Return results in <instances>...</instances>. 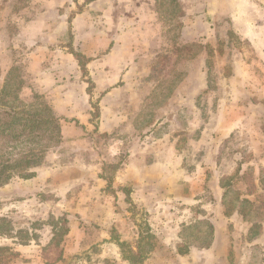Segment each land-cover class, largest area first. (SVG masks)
Wrapping results in <instances>:
<instances>
[{"label":"rangeland","instance_id":"1","mask_svg":"<svg viewBox=\"0 0 264 264\" xmlns=\"http://www.w3.org/2000/svg\"><path fill=\"white\" fill-rule=\"evenodd\" d=\"M0 104V264H264V0H0Z\"/></svg>","mask_w":264,"mask_h":264},{"label":"trees","instance_id":"2","mask_svg":"<svg viewBox=\"0 0 264 264\" xmlns=\"http://www.w3.org/2000/svg\"><path fill=\"white\" fill-rule=\"evenodd\" d=\"M16 105L7 108L0 104V186L16 176H32V168L40 163L38 155L44 151L37 148L42 146L43 134L40 133L44 117L17 110ZM49 114L46 121L55 123L52 127L55 129V118ZM34 133L39 135L34 136Z\"/></svg>","mask_w":264,"mask_h":264}]
</instances>
